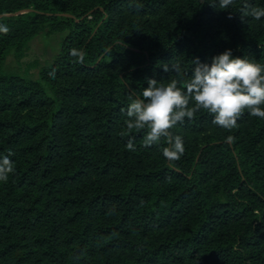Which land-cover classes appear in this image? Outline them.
Returning a JSON list of instances; mask_svg holds the SVG:
<instances>
[{
	"label": "trees",
	"instance_id": "1",
	"mask_svg": "<svg viewBox=\"0 0 264 264\" xmlns=\"http://www.w3.org/2000/svg\"><path fill=\"white\" fill-rule=\"evenodd\" d=\"M213 2L0 0V156L15 164L0 264H264V118L245 112L231 131L204 110L186 118L171 165L164 141L144 147L147 130L125 125L129 91L174 78L165 63L190 73L232 49L264 66V18ZM46 28L63 33L54 59L7 68Z\"/></svg>",
	"mask_w": 264,
	"mask_h": 264
},
{
	"label": "clouds",
	"instance_id": "2",
	"mask_svg": "<svg viewBox=\"0 0 264 264\" xmlns=\"http://www.w3.org/2000/svg\"><path fill=\"white\" fill-rule=\"evenodd\" d=\"M220 10L235 6L236 0H215L209 3ZM242 17L254 20L264 18V7L253 6L248 0H241ZM231 14L229 19H231ZM8 27L0 23V32L7 33ZM70 54L83 62L84 54L77 49ZM166 73H174L168 82L148 79V87L141 92L129 91L125 125L128 131L147 130L143 146L150 147L164 141L163 156L170 165L178 161L185 152L182 136L172 132L178 124L187 118L193 119L196 113L204 110L213 116V123L231 131L238 127V120L247 112L252 117L264 118V66L248 57L233 55L232 49L211 58V62L192 60V69L188 73L177 61L161 66ZM232 136L227 137L232 142ZM129 151H135L133 139L126 145ZM12 153L0 156V181L6 182L14 173L15 164Z\"/></svg>",
	"mask_w": 264,
	"mask_h": 264
},
{
	"label": "rangeland",
	"instance_id": "3",
	"mask_svg": "<svg viewBox=\"0 0 264 264\" xmlns=\"http://www.w3.org/2000/svg\"><path fill=\"white\" fill-rule=\"evenodd\" d=\"M63 33L49 31L40 32L29 44L25 55L20 60L12 54L6 60V66L15 73L25 74L29 68L31 73L39 71V67L52 61L61 49Z\"/></svg>",
	"mask_w": 264,
	"mask_h": 264
},
{
	"label": "water",
	"instance_id": "4",
	"mask_svg": "<svg viewBox=\"0 0 264 264\" xmlns=\"http://www.w3.org/2000/svg\"><path fill=\"white\" fill-rule=\"evenodd\" d=\"M30 10V9H29ZM14 14H18V12L17 13H14Z\"/></svg>",
	"mask_w": 264,
	"mask_h": 264
}]
</instances>
